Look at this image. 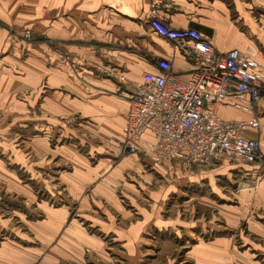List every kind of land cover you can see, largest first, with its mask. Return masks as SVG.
Returning <instances> with one entry per match:
<instances>
[{"label":"crops","instance_id":"0c3cea01","mask_svg":"<svg viewBox=\"0 0 264 264\" xmlns=\"http://www.w3.org/2000/svg\"><path fill=\"white\" fill-rule=\"evenodd\" d=\"M170 1L171 9L165 12L167 25L203 33L222 53L257 50L264 76V0ZM149 2L0 0V57L10 45L8 25L31 27L47 38V45L37 44L36 49L47 59L42 79L49 93L43 112L61 126L54 132V141L68 135L66 126L56 122L70 119L73 127L71 118L80 120L69 137L73 143L50 146L42 141L46 144L38 154L47 151V157L31 165L34 187L18 177L9 183L11 178L0 165V264H140L142 250L150 254L155 249H176V238L169 234L173 242L167 231L182 228L183 218L178 213L164 214L167 195L198 186L201 168L180 161L154 163L123 151L130 85L110 76L112 71L128 82H140L145 72L157 71L158 58L171 60L175 73L191 70L173 44L152 31L147 20ZM92 64L95 69L89 67ZM6 90V82L0 78V105H6ZM256 114L264 157V97ZM222 115L227 120L250 117L231 107ZM142 140L153 142L154 137L147 133ZM228 165L221 162L209 168H238ZM247 167L252 169L247 170L249 177L257 179L260 170ZM11 184L14 187L7 189ZM259 186L261 190L254 196L246 194L238 208L222 204L232 229L251 212L250 231L264 234L260 210L264 208V179ZM2 191L9 195L3 197L6 201ZM193 192L192 198L196 195L214 202ZM250 202L261 204L253 208ZM152 233L162 240L152 241ZM260 247L264 255L263 243ZM246 249L240 252L231 239L220 236L208 243L200 240L190 254L196 257L195 264H260L250 252L252 246Z\"/></svg>","mask_w":264,"mask_h":264},{"label":"built area","instance_id":"2783aa9c","mask_svg":"<svg viewBox=\"0 0 264 264\" xmlns=\"http://www.w3.org/2000/svg\"><path fill=\"white\" fill-rule=\"evenodd\" d=\"M148 24L160 38L173 44L191 70L175 73L172 61L158 58L155 72H145L130 85L129 112L123 148L145 153L158 163L180 161L207 168L222 161L260 164L257 105L264 97V76L258 51L220 52L201 32L166 24L170 0H150ZM234 108L250 115L227 120L222 113ZM150 133L153 142H143Z\"/></svg>","mask_w":264,"mask_h":264},{"label":"rangeland","instance_id":"374dc122","mask_svg":"<svg viewBox=\"0 0 264 264\" xmlns=\"http://www.w3.org/2000/svg\"><path fill=\"white\" fill-rule=\"evenodd\" d=\"M5 29L9 34L10 45L0 57V78L4 79L7 85L6 105H0V165L5 167L8 173V175L6 174L7 177L11 178L9 183H13L14 177H18L23 184L31 186L33 184L30 178V168H33L31 165L47 157V151L45 154H42L45 151L38 154V150L46 144L42 141L48 142L50 146L53 144L57 146L58 142L61 145L73 143L74 141L70 140L69 137L72 131H76L80 120L77 117H72L71 119H74L73 127L70 126V119H61L60 122H56L66 126L64 129L68 135H66L67 138L54 141L56 134L54 132H57L61 126L55 125L52 120H48L49 118L44 113L45 107L42 104L49 91L46 80L42 79V66L46 67L47 59L45 53L36 49L37 44L47 45V38L27 26L14 27L8 25ZM62 50V48L58 50L60 54L63 53ZM93 65L89 67L94 68ZM119 75L121 74L110 72V76L117 81L116 77ZM123 151L126 154H135L140 159L146 158L158 163L145 153H130L129 151L126 152L125 149ZM222 162H228V166H238V168L236 170H230L228 167L220 170L209 167L201 168L198 171V176L201 175L198 186L194 184L192 188L186 187L182 194L167 195L164 214L173 216V214L178 213L183 218V222L179 224L183 225L182 228L178 227L174 232L167 231V237L176 238L175 242L172 239L176 243V249H155L150 250V254L146 250H142L144 255L140 264H151L152 260H155L152 264H195L196 257L190 254L193 247L198 246L200 240L208 243L220 236H227L228 239H231L240 252L247 250L246 246L251 245L254 250H250V252L256 254L255 260L264 264V255L261 254L260 250L261 244L264 245V234L256 235L250 231V224L254 222L251 212H248L245 218L241 219L232 229L226 223V215L222 213L223 208H221L223 203L238 208L246 194L254 196L261 190L259 185L264 179V158L260 164H252L260 170L259 181L258 178L254 180L249 177L247 170L251 168L247 166L251 164L234 161ZM34 169L36 170V165ZM202 177L206 178L203 179ZM200 185L202 186L200 187ZM32 186L34 187V185ZM13 187L11 184L10 186L7 185L6 188L12 189ZM192 191L199 196L205 194L214 202H207L196 195L192 198ZM180 195H182L181 198ZM1 196L3 201H6L4 196L9 197L3 191ZM247 203L243 202V204L248 205ZM260 204L256 205L255 202H250L249 206L254 208ZM260 210L264 216V208ZM176 216L178 215L176 214ZM236 216L239 217L238 214ZM205 228L210 230L206 232L204 231ZM150 236L152 241L156 243L162 240L158 233H152ZM204 252L202 251V253ZM205 256L208 254L201 256V258Z\"/></svg>","mask_w":264,"mask_h":264}]
</instances>
